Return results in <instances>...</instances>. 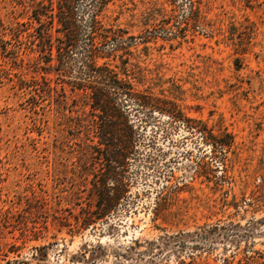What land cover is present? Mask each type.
<instances>
[{
  "label": "rangeland",
  "instance_id": "374dc122",
  "mask_svg": "<svg viewBox=\"0 0 264 264\" xmlns=\"http://www.w3.org/2000/svg\"><path fill=\"white\" fill-rule=\"evenodd\" d=\"M50 2L0 0V264H264V0H76L60 53Z\"/></svg>",
  "mask_w": 264,
  "mask_h": 264
},
{
  "label": "trees",
  "instance_id": "16d2710c",
  "mask_svg": "<svg viewBox=\"0 0 264 264\" xmlns=\"http://www.w3.org/2000/svg\"><path fill=\"white\" fill-rule=\"evenodd\" d=\"M52 1V0H50ZM76 0H58L57 2V12L54 14L52 8V2H50L49 11L52 12L47 14V12H41L39 10H34V20L40 24V26L44 24L40 23L41 18L45 17L50 20L49 27L53 24V20L57 19V25L59 26L55 31L56 33L61 34V37H56L54 42H52V36L49 29H41L38 32L39 42L37 46L40 48V52H52V49L55 47L57 52H68L71 48L74 47L77 36L80 32V26L77 25V22L74 18V3ZM108 0H98L99 9L107 2ZM97 11L94 15L91 16L89 21V33H88V49L87 52H95L98 48L95 45L94 38L98 34L100 29V23L97 20ZM50 56V54H49ZM49 62V61H48ZM100 97H107L104 93H99ZM126 156L121 154V158L119 159L118 163L123 164L124 159Z\"/></svg>",
  "mask_w": 264,
  "mask_h": 264
}]
</instances>
